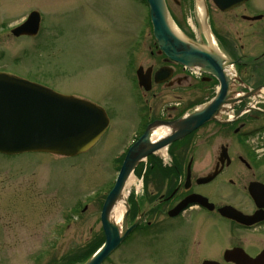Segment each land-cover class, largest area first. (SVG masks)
<instances>
[{"label": "rangeland", "instance_id": "obj_1", "mask_svg": "<svg viewBox=\"0 0 264 264\" xmlns=\"http://www.w3.org/2000/svg\"><path fill=\"white\" fill-rule=\"evenodd\" d=\"M168 1L182 20L190 17L186 0L181 5ZM144 5L142 0H0V68L61 93L88 98L104 106L113 116L111 128L99 142L77 156L0 154V264H35L34 256L40 253L58 256L81 253L80 245L91 237V227L95 231L100 229L99 205L117 175L114 157L136 129L137 112L145 100L158 94L149 105L160 109L176 104L180 96L185 101L207 96L210 87L206 85L207 91H204L205 85L200 83L193 85L194 89L187 84L178 88L154 85L149 91L137 87L138 65L146 68L153 62H161L156 54H151L152 27H148L149 9ZM33 10L41 12L43 18L36 37L6 34L9 27L21 23ZM235 27L237 29V25ZM198 33L201 39L202 34ZM142 34H145L144 50L136 67L128 70L131 68L129 49L141 45L139 36ZM216 128L211 123L202 130L199 153L209 150L201 157L209 153L213 157L214 149L223 141L209 137L211 144H207L205 136ZM236 151L239 152L238 148ZM231 177L238 181V176ZM228 188L220 195L216 193L221 203H246L237 187ZM130 190L128 187L127 192ZM77 203L84 205L78 206H83L82 211L73 209ZM215 221L203 229L207 256L220 257L224 248L239 237L245 238L251 250L264 246V229L259 234L249 232L248 236L245 232L231 230L221 219ZM191 232L193 229L184 224L179 228V237ZM166 243L158 254L157 249L148 244L139 245L136 259L141 261L132 264H153L152 257L168 264V258L163 256L172 254L179 257V264L202 261V257L197 256L186 260L189 259L188 243L176 244L179 253L174 244ZM216 246L221 248L208 252Z\"/></svg>", "mask_w": 264, "mask_h": 264}, {"label": "flooded vegetation", "instance_id": "obj_2", "mask_svg": "<svg viewBox=\"0 0 264 264\" xmlns=\"http://www.w3.org/2000/svg\"><path fill=\"white\" fill-rule=\"evenodd\" d=\"M174 1L181 5L185 0ZM186 1L190 7H194V11L197 5L206 3L209 12L207 22L212 34L209 37L232 62L236 71V90L243 98L223 116L229 119L224 120L225 123H221L219 127L217 126L205 136L208 139L206 140L208 145L211 144L209 137L223 140L214 149L213 157L211 153L201 157V154H205L209 149H204L199 153V148L203 143L202 134H204L201 132L208 127L210 122L170 145L168 148L170 159L165 161L159 157L149 156L137 165V173L141 171L142 192L134 195L131 194L132 192L128 194L129 208L124 216L126 222L119 227L121 235H123L124 228L131 230L127 231L120 245L111 256L106 257L103 264L137 263L141 261V259H136L139 245L148 244L150 248L157 249L158 254L167 245L166 242L174 244L178 253L179 248L176 244L188 243L186 250L189 259L186 260L189 261L196 256L202 257L200 264H238V262L253 264L252 259L254 258L262 256L264 259V246L258 250H251L246 245L245 238L241 237L236 238L229 247H225L220 257L207 256V238L203 232L205 225L215 224L216 219L225 221L231 230H239L247 235L249 232L256 231L259 234L261 229H264V156H258L250 151L252 133L258 132L264 126V110L260 109V106H264V0H244L234 8L224 11L219 9L213 0ZM173 12L182 20V17L174 10ZM197 13L198 11L193 12L197 32L200 30L201 40L209 42L207 35L210 33L205 30V19L201 16L197 17ZM231 21L236 23L228 25ZM236 25L237 29L234 28ZM155 48L153 50L151 46V54H156L161 62H153L144 68V71L150 68L148 76L153 86L164 85V87L178 88L186 84L195 85V87L199 85V81L188 69L169 60L158 50V47L155 46ZM141 54L142 52L137 57ZM129 58V65H131ZM139 66L142 65L139 64ZM164 66L168 67L169 74L171 73L169 70H172V76L168 81L156 82L155 74ZM164 76L165 73L160 79ZM216 80L217 78L209 75L201 78L206 85ZM190 89H194V86ZM205 90L207 91L206 86ZM252 93L255 94L251 95ZM151 96L155 99L158 94ZM199 99L198 97L185 101L180 96L176 99V104H167L160 109L149 105L151 99L145 100L142 112L137 113L139 120H137L136 129L130 140L137 141L153 122L177 119L194 107ZM152 138L153 135H151ZM232 175L238 176V181L235 177H231ZM228 186L237 187L236 189L245 199L244 205H235L231 202L221 203L215 197L216 193L220 195L227 191ZM226 205L235 207L245 216H252L254 221L248 224L245 221L237 222L223 216L220 209ZM184 224L192 228L193 232L190 235L184 234L179 237V228H183ZM99 227L97 231L91 227V237L86 239L85 244L80 245L81 253H66L59 256L57 254L35 255V259L42 258L40 261H45L35 264H85L91 257L92 247H96L103 239L105 240V232L101 226ZM165 238H167L166 242ZM224 240L222 242H225ZM219 248L221 247H213L208 252L219 250ZM175 256L172 254L163 257L168 258V264H179L177 261L179 257ZM151 259L153 264H162L160 260L153 259V257ZM146 261H149L148 258Z\"/></svg>", "mask_w": 264, "mask_h": 264}, {"label": "water", "instance_id": "obj_3", "mask_svg": "<svg viewBox=\"0 0 264 264\" xmlns=\"http://www.w3.org/2000/svg\"><path fill=\"white\" fill-rule=\"evenodd\" d=\"M160 48L167 57L184 65L198 66L205 72L216 74L221 79V89L215 99L197 109L187 117L174 123L170 134L160 142L151 144L150 127L131 148L119 173L117 183L108 194L102 210L103 227L107 241L103 248L87 263L101 264L118 245V238L111 234L117 225L110 219L111 211L122 197L130 172L137 162L164 145L184 137L203 123L215 119V114L227 102L230 79L225 74L226 60L216 51L208 50L186 39L175 26L165 0H147ZM221 8L227 6L218 3ZM40 14L34 11L28 20L16 28L14 33L36 34ZM159 74H157V77ZM140 84L146 81L140 77ZM109 118L105 110L92 101L56 92L46 86L25 78L0 72V152L19 154L30 151H47L62 155H75L91 148L105 133ZM229 255V253H227ZM247 258H249L246 255ZM253 264H263L260 256ZM251 261V260H249ZM241 262H238L240 264Z\"/></svg>", "mask_w": 264, "mask_h": 264}, {"label": "bare ground", "instance_id": "obj_4", "mask_svg": "<svg viewBox=\"0 0 264 264\" xmlns=\"http://www.w3.org/2000/svg\"><path fill=\"white\" fill-rule=\"evenodd\" d=\"M136 180H137V178L134 175H131L129 180H128L127 186H130ZM126 210H127V206L125 205V200L122 197H120L119 200L114 205V207L111 211V214L109 216L111 217V219L114 222H116L120 225L124 221V216H125Z\"/></svg>", "mask_w": 264, "mask_h": 264}]
</instances>
